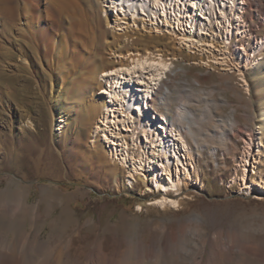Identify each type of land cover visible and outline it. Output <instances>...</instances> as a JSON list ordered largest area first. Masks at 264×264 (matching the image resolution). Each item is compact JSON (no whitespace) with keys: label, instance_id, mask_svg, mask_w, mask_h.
<instances>
[{"label":"rangeland","instance_id":"1","mask_svg":"<svg viewBox=\"0 0 264 264\" xmlns=\"http://www.w3.org/2000/svg\"><path fill=\"white\" fill-rule=\"evenodd\" d=\"M15 1L0 5V264H264V0ZM139 57L169 63L149 105L172 124L187 101L188 147L104 118L101 75Z\"/></svg>","mask_w":264,"mask_h":264},{"label":"bare ground","instance_id":"2","mask_svg":"<svg viewBox=\"0 0 264 264\" xmlns=\"http://www.w3.org/2000/svg\"><path fill=\"white\" fill-rule=\"evenodd\" d=\"M14 1L13 0H0V5L2 4L3 6H7V5L10 6V3H13ZM47 1L48 0H46V2ZM51 1L53 3V0H49V3ZM60 1L62 2V0H60ZM123 1H126V0H102V2H104V4H108V6H106V8H105V12H108L109 10L113 11L116 8L120 7L121 2H123ZM154 1L157 2L160 0H154ZM197 1L198 0H193V2H197ZM55 2H56V0L54 1V4H55ZM58 2H56V3H58ZM66 2H68V1L66 0ZM70 2H71V0H70ZM15 3H16V1H15ZM15 3H14V5H15ZM208 3H209V1H208ZM60 4H62V3H60ZM60 4L58 3L59 6H60ZM55 5L57 7H59L57 4H55ZM55 5H52L51 8ZM73 5H76V3H73L72 6ZM211 5H213V4H211ZM56 6H55V8L54 7L53 8L57 9ZM63 6H64V4H63ZM72 6H70L68 4V5H66V7L65 6L64 7H65V10H70V8ZM60 7H62V5ZM64 7H62V9ZM51 8H49V9H51ZM30 9L28 8V10H30ZM58 9H61V8H58ZM127 9H131V6L127 7ZM60 11H61L60 12L61 14L63 12H65L64 10L63 11L60 10ZM71 11H73V10H71ZM71 13H73L72 15H74V12H70V15H71ZM67 15H69V11H68ZM251 17L252 16H250V18ZM68 18H69V16H68ZM78 20H80V18ZM74 22H76V21H74ZM262 45H263V43L257 44V48H255V50L257 51V50L262 49L261 48ZM241 53H242V51L240 52L239 56H241ZM143 57H145V56H143ZM148 60H149V58L140 59V57H139V59H137L136 62L134 61L135 63L133 65H129L128 68H116L115 70L109 71V72L101 75V77L105 80V85L107 88L103 92V93H105V95L102 98V101H103L102 106L104 109V118L108 119L109 112H116L117 110L118 111L120 110V112L121 111L124 112V114H123L124 118L120 119L119 120L120 122L126 123V125L128 123V125L131 126L134 119L137 117L138 120L136 121V125L138 126L140 131L146 136V138H149L151 135H153V137L155 138V140H157L158 144L160 145V147L164 153H166L171 148V141L172 140H176V143L178 142L179 144H181V146L186 148V147H188V140L186 139V135L194 134L195 129L191 123L187 124L185 122V120L188 117L194 119V110L190 109L187 106V101H183V102L181 101L182 104L178 107L177 114H176L177 121H176V123L173 122L172 124L169 122L168 116H166L164 114H160V116H158L157 110H155V109L151 110L152 106L149 105L150 101H151L150 97L153 95L154 89H156V87L160 83L161 79L164 77L167 69L169 68V63L167 61L162 60V59H158L155 62L148 61ZM146 73H149L147 78H146V76H144V75H147ZM122 74L125 75L124 78L122 77ZM92 78H93V76H92ZM84 83H85V81L83 82V85H84ZM85 84H87V83H85ZM88 84H87V86H88ZM139 85L144 86V88L142 90H140ZM167 97H168V95L166 96V98ZM166 98L164 97L165 101H167ZM168 100H169V98H168ZM263 101H262V103H263ZM153 117H155V119H153ZM259 117H260L259 119L261 120V122L264 123V108H261ZM63 121L64 120L61 117H59V116L56 117V120H55V124H56L55 129L56 130L61 129V127L63 126ZM119 121H116L115 124L119 123ZM107 122L110 123L109 121H107ZM236 123H237L236 117L231 118L229 121V125H235ZM99 129H100V126H96L95 131H98ZM232 130H233L232 133L223 132V133L219 134V137L222 138V141H225L227 137L229 139L230 137H232L236 134H242L241 133L242 131L240 129H234L232 127ZM214 135H218V133H215ZM147 145H148V143H147ZM259 147H261L260 143H259ZM148 176L150 178L149 181L151 182L152 188H154L156 190H165L166 187L171 184L168 179H163V177H161L155 170H151L148 173ZM159 200H161V199H159ZM158 203H160V202L158 201ZM161 203H163V202H161ZM165 203H167V202H165ZM62 251H64V250H62ZM63 255H64L63 253L59 254L58 257L61 259L63 257ZM68 256H69V254H68Z\"/></svg>","mask_w":264,"mask_h":264}]
</instances>
